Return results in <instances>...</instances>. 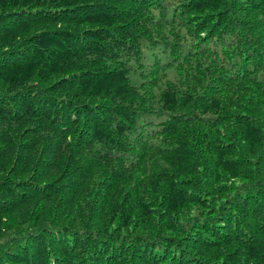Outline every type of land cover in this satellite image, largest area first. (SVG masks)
Here are the masks:
<instances>
[{
    "label": "trees",
    "instance_id": "trees-1",
    "mask_svg": "<svg viewBox=\"0 0 264 264\" xmlns=\"http://www.w3.org/2000/svg\"><path fill=\"white\" fill-rule=\"evenodd\" d=\"M0 264H264V0H0Z\"/></svg>",
    "mask_w": 264,
    "mask_h": 264
}]
</instances>
